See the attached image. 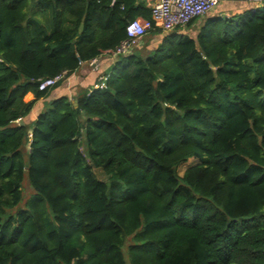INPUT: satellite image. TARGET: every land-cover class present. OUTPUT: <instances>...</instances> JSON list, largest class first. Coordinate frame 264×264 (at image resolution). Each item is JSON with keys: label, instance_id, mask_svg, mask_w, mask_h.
Returning a JSON list of instances; mask_svg holds the SVG:
<instances>
[{"label": "trees", "instance_id": "trees-1", "mask_svg": "<svg viewBox=\"0 0 264 264\" xmlns=\"http://www.w3.org/2000/svg\"><path fill=\"white\" fill-rule=\"evenodd\" d=\"M223 2L49 100L151 9L0 0V264H264V7Z\"/></svg>", "mask_w": 264, "mask_h": 264}, {"label": "built area", "instance_id": "built-area-1", "mask_svg": "<svg viewBox=\"0 0 264 264\" xmlns=\"http://www.w3.org/2000/svg\"><path fill=\"white\" fill-rule=\"evenodd\" d=\"M224 0H145L151 9L152 20L136 19L126 26L127 38L115 49L105 52L112 58L126 56L132 49L143 43L144 37L156 28L163 32H171L175 29H184L191 22L203 18ZM247 2L252 6L251 11L256 12L264 7V0H233ZM64 74L52 79H46L40 83V90H46L55 86ZM102 86H105L107 77L103 78Z\"/></svg>", "mask_w": 264, "mask_h": 264}, {"label": "crops", "instance_id": "crops-1", "mask_svg": "<svg viewBox=\"0 0 264 264\" xmlns=\"http://www.w3.org/2000/svg\"><path fill=\"white\" fill-rule=\"evenodd\" d=\"M250 7H248V4L246 3V6L243 10H250ZM35 10L37 11L36 19L42 21L43 19L41 17V12H39L38 9ZM115 62L116 59L103 54L93 62L83 64L78 71L65 79L62 86L52 94L49 100L55 99L64 93L68 94L69 97H75L78 92L93 85L98 80V78L101 79L103 77H107V73H109ZM44 104V101H39L35 105L32 115L35 116L36 113L42 110L45 106Z\"/></svg>", "mask_w": 264, "mask_h": 264}, {"label": "rangeland", "instance_id": "rangeland-1", "mask_svg": "<svg viewBox=\"0 0 264 264\" xmlns=\"http://www.w3.org/2000/svg\"><path fill=\"white\" fill-rule=\"evenodd\" d=\"M226 1H233V0H226ZM223 3L224 2H221L218 6H217V8L216 9H214V10H212L211 12H209L208 13V15H216V13H218L219 12V10L221 9V7L223 6ZM35 9H37V7L35 8ZM238 9V7H235V6H232L231 8H229V10H223V11H221V12H219L220 14H222V15H224V16H230V15H234L235 13H237V10ZM46 13H45V20L47 21V22H51L50 20H51V13H50V11L49 10H47V11H45ZM258 13L261 15V14H263L264 13V9L263 8H260V9H258ZM50 17V18H49ZM48 18H49V20H48ZM43 19V18H42ZM201 19H203V18H201ZM44 20V19H43ZM42 20V21H43ZM202 23V22H201ZM200 24V22L198 21L197 22V25L195 26V25H193V26H187L186 28H184V29H181L180 30V32L181 33H185V34H193V33H195V30H196V27L198 26ZM165 33V32H164ZM164 33H163V35H164ZM153 37V33H152V31H150L149 33H148V35L146 36V39H149V38H152ZM142 45V48L146 51L147 50V48H146V45L144 44H141ZM140 45V46H141ZM140 46H138V47H136V49L134 48V49H132V51L130 52V53H135L136 52V50H137V48H140ZM105 55H107V54H105ZM107 56H110V55H107ZM114 59H118V57L117 58H114ZM111 70V69H110ZM104 78V77H103ZM103 78H101L100 79V81H101V83L104 81L103 80ZM63 95V94H62ZM61 95V96H62ZM71 99H73V96L72 97H70ZM45 106H46V104H44ZM198 163H200V161L199 160H196V159H191V160H188L187 162H185V163H182L180 166H179V168H178V173H179V175L180 176H183V174L185 173V171L188 169V168H190L191 166H193V165H196V164H198ZM95 173H96V175L99 177V178H101L102 180H105L106 178H105V176H103V174L99 171V170H97V169H95ZM23 193H24V199H23V202H22V204L20 205V209H23V208H25V204H26V202L27 201H29L30 199H31V197L32 196H34V191L30 188V186L28 185V184H25L24 186H23ZM131 243V239L129 238L128 239V241H127V245H126V248H125V252L127 253V249H128V246H129V244Z\"/></svg>", "mask_w": 264, "mask_h": 264}, {"label": "water", "instance_id": "water-1", "mask_svg": "<svg viewBox=\"0 0 264 264\" xmlns=\"http://www.w3.org/2000/svg\"><path fill=\"white\" fill-rule=\"evenodd\" d=\"M82 29V26L80 27V30ZM74 105H75V107H77V102L75 101L74 102ZM20 125H24V122H23V120H19V122H18Z\"/></svg>", "mask_w": 264, "mask_h": 264}]
</instances>
